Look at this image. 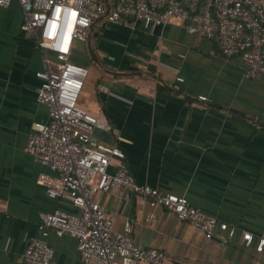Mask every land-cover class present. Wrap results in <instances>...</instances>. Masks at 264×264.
Masks as SVG:
<instances>
[{
	"label": "crops",
	"instance_id": "obj_1",
	"mask_svg": "<svg viewBox=\"0 0 264 264\" xmlns=\"http://www.w3.org/2000/svg\"><path fill=\"white\" fill-rule=\"evenodd\" d=\"M70 59L88 68L78 103L111 126L94 130L98 144L124 152L136 183L185 196L235 233L222 242L163 210L147 222L144 197L97 191L92 199L113 229L130 220L136 246L165 252L159 264H264V246L255 249L264 237V73L245 77L240 56H223L212 39L188 33L176 19L158 26L99 19ZM44 67L18 1L0 6V262L19 264L37 237L58 264H86L74 236H43L37 228L41 212L76 211L69 198L47 196L37 176L51 171L26 151L34 124L49 120L36 96V72ZM243 233L253 235L249 246Z\"/></svg>",
	"mask_w": 264,
	"mask_h": 264
},
{
	"label": "built area",
	"instance_id": "obj_2",
	"mask_svg": "<svg viewBox=\"0 0 264 264\" xmlns=\"http://www.w3.org/2000/svg\"><path fill=\"white\" fill-rule=\"evenodd\" d=\"M17 1L25 28L35 33L44 54L45 67L36 72L41 80L36 96L49 108V120L35 123L28 134L26 151L51 171L37 176L47 196L67 197L76 208L75 212L60 208L41 212L37 228L42 235L53 230L74 236L80 258L86 264L161 263L167 258L164 251L136 246L131 221H125L121 230H114L106 210L92 199L97 191L129 189L147 200V222L155 220L157 210H163L222 242L232 237L235 227L192 206L185 196L136 183L124 152L116 145L103 148L98 144L92 136L94 130L108 131L111 126L78 103L88 68L70 57L76 44L88 41L91 27L99 19L153 26L176 19L184 23L188 33L212 39L223 56H240L247 65L245 77L254 78L264 73V0ZM10 2L0 0V6L6 7ZM175 79L183 81L181 76ZM198 99L208 101L205 96ZM242 238L249 246L253 235L243 233ZM263 246L264 237L260 236L255 249L261 251ZM19 264L58 263L48 243L34 237L28 241Z\"/></svg>",
	"mask_w": 264,
	"mask_h": 264
}]
</instances>
